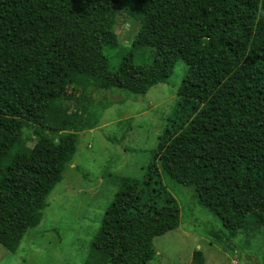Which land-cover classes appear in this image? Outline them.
Returning a JSON list of instances; mask_svg holds the SVG:
<instances>
[{
  "label": "trees",
  "instance_id": "16d2710c",
  "mask_svg": "<svg viewBox=\"0 0 264 264\" xmlns=\"http://www.w3.org/2000/svg\"><path fill=\"white\" fill-rule=\"evenodd\" d=\"M121 15L139 25L125 50ZM150 49L151 62H135ZM109 54L119 56L114 68ZM178 61L186 73L144 174L120 178L83 264L155 259L153 238L180 224L161 172L193 188L220 222L209 231L217 241L247 221L264 231V0H0L3 248L15 253L40 224L80 133L99 126L110 104L93 103L90 89L143 95Z\"/></svg>",
  "mask_w": 264,
  "mask_h": 264
},
{
  "label": "rangeland",
  "instance_id": "374dc122",
  "mask_svg": "<svg viewBox=\"0 0 264 264\" xmlns=\"http://www.w3.org/2000/svg\"><path fill=\"white\" fill-rule=\"evenodd\" d=\"M138 26L130 17H118L115 32L123 50ZM196 53L206 55L209 49L200 48ZM152 58V49L145 56L137 52L135 62L148 63ZM109 59L114 68L119 56L109 54ZM185 73L186 65L178 61L166 83L153 85L143 95L90 89L93 103L110 105L97 113L99 126L80 133L71 163L47 196L40 224L26 233L15 253L0 245V264L84 263L103 214L119 189L120 178H140L144 174ZM65 105H69L68 110L74 109L72 100ZM33 143L31 140L27 145ZM160 176L177 201L180 224L153 238L156 256L149 264H190L195 251L203 254L204 264H262V228L247 221L235 237L224 243L217 241L209 231L220 228V222L198 205L193 188L163 172Z\"/></svg>",
  "mask_w": 264,
  "mask_h": 264
}]
</instances>
